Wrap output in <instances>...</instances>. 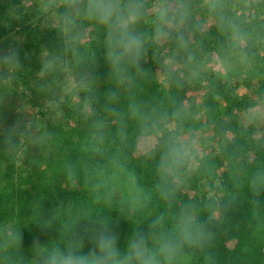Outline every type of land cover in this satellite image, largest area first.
Returning <instances> with one entry per match:
<instances>
[{
    "label": "clouds",
    "instance_id": "obj_1",
    "mask_svg": "<svg viewBox=\"0 0 264 264\" xmlns=\"http://www.w3.org/2000/svg\"><path fill=\"white\" fill-rule=\"evenodd\" d=\"M199 6L206 19L198 20L192 27L189 23L193 16L192 0H39L41 12L58 23L63 43L60 54L46 59L42 73L67 71L70 63L78 67L87 64L88 71L78 79L72 78L74 89L87 93L82 102V112L87 114L94 99L97 58L86 45L102 37L104 64L117 86L105 92V111L116 118L120 125L117 134L125 145L129 122L134 126L135 143L146 163H153L156 182L152 189L145 188L119 151L110 154L106 162H97L91 170L86 169V173L90 171L86 179L97 193L94 202L102 206L95 213L86 211L72 226L66 223L59 242L51 245L34 242L37 251L34 264H191L194 253L211 244L214 238L211 221L224 210L220 199L210 197L212 202L208 204L198 206L188 202L175 207L186 176L202 166L212 171L204 162L200 138L186 127L193 119L190 105L168 94L155 104L132 98L124 111L113 106L119 102L120 88L130 86L137 77L146 74L144 65L150 52L152 59L161 64L163 88L175 85L179 90L185 83H193L200 61L192 33H203L210 26L209 21L225 36L224 56H216L215 70L225 74L233 57L247 62L245 49L251 37L233 14V0H200ZM92 30L97 34L95 37ZM0 64L9 68L19 66L17 50H0ZM184 68L188 69L187 74ZM106 127L102 119L93 121L91 150L97 156L105 152ZM68 178L76 181L74 169L69 170ZM233 187L240 190L244 184L234 182ZM246 187L254 198L264 192V167L248 175ZM153 192L164 209L146 222L137 221L135 217L152 203ZM236 203V193H230L228 205ZM252 203L257 205L259 201L253 199ZM112 211L133 221L130 234L122 237L116 230L119 223H113ZM202 214L207 218L202 219Z\"/></svg>",
    "mask_w": 264,
    "mask_h": 264
},
{
    "label": "trees",
    "instance_id": "obj_2",
    "mask_svg": "<svg viewBox=\"0 0 264 264\" xmlns=\"http://www.w3.org/2000/svg\"><path fill=\"white\" fill-rule=\"evenodd\" d=\"M18 4L19 0H0V19L10 24L11 29H16L24 41L21 47H13L19 53L20 65L14 67L12 81L5 83L6 75L0 78V264H34L37 258L34 242L40 245L59 242L66 223L72 226V222L86 211L95 213L99 210L102 205L94 202L97 193L92 189L91 181L86 179L90 171L86 173L85 170H91L97 162H106L110 154L118 151L122 153L125 162L137 172L145 188L152 189L156 182L153 163H146L135 143L134 126L129 122V139L125 145L117 134L120 125L116 118L105 111V92L117 86L108 76L100 39L87 47L90 54L97 58L94 99L90 111L81 114L75 110L70 114L67 105L62 104L61 110L68 117L72 115L75 130L70 129L64 134L62 142L54 144L56 146L50 151H34L27 155L26 169L23 173L18 171L15 157L20 149L21 135L15 129L29 118L31 106L34 105L30 100L27 101L25 95L26 89L31 88L33 65L38 57L44 54L48 57L58 55L63 48L59 27L33 26L26 22L22 8L16 10L11 19L8 10ZM237 19L249 32L250 24L241 17ZM6 25L0 24V38L8 32ZM190 26L195 27V24ZM192 34L199 48L218 49V53L223 51L225 36L215 25L203 33L194 31ZM0 50L7 51L1 44ZM144 67V76L137 77L130 86L119 89V102L114 107L124 111L132 98L155 104L168 94L184 102V94L188 89L186 83L179 90L175 85L159 90L155 72L161 68V64L152 59L151 52ZM77 68L81 73L88 71L87 64ZM53 73H46L49 81L55 75ZM43 85L41 83L31 88V92L35 95L40 94H37L39 89L43 93L49 92L48 87L41 88ZM80 94L84 100L87 93L80 89ZM213 96H218V100ZM207 97L204 102L205 118L207 125L213 127L215 138L220 144L219 150L204 156V162L212 168L211 172L202 166L190 177L186 176L182 189L177 193L175 207L179 208L181 203L188 202L198 206L208 204L212 202L209 198L213 197V200L220 199L224 210L217 219L211 221L210 230L214 233L211 244L203 251H196L191 264H264V239L261 238V230H264V192L254 198L246 187L248 175L256 168L264 167V142L254 141L236 119H223L226 114L231 116L235 111L242 113L257 104L247 98L240 99L236 88L221 80L212 82ZM101 119L107 123L104 130L105 152L103 156H97L91 150L92 124ZM202 126L200 121L193 120L186 125L192 130ZM227 132L237 138H229ZM71 169L76 171V181L68 178ZM234 182H242L244 187L237 190L233 187ZM230 193H236L237 198V203L231 206L228 205ZM253 199L259 203L254 205ZM163 209V202L153 192L152 203L135 219L146 222ZM110 215L113 223H119L116 230L122 237L130 234L132 220L123 218L115 211ZM201 218L206 219V214H202ZM230 242L236 243L232 249L227 247Z\"/></svg>",
    "mask_w": 264,
    "mask_h": 264
},
{
    "label": "rangeland",
    "instance_id": "obj_3",
    "mask_svg": "<svg viewBox=\"0 0 264 264\" xmlns=\"http://www.w3.org/2000/svg\"><path fill=\"white\" fill-rule=\"evenodd\" d=\"M200 0H192L193 16L190 19V25L197 24L198 20L206 19V14L199 6ZM234 14L241 17L242 20L250 24L251 29L250 40L245 51L248 53L247 62H240L238 57H233L229 60V67L225 74L218 73L215 65V58L217 55L223 57L224 51L218 53L216 50L201 49L198 47L197 57L200 63L196 66L197 75L193 83L188 84V89L184 94V102L190 105L193 119L189 121H200L202 127L194 129L196 136L200 138V143L203 148L204 156L214 154L219 150L220 144L215 138L213 127L207 125L204 112V102L207 100L209 88L212 82L221 80L226 81L236 88L237 96L240 99H250L256 102V106L239 113L233 112L231 116L225 115L224 120H237L243 126L245 132L254 140L264 142V0H248L245 5L244 0L234 1ZM22 8L24 11L26 22L33 26H42L46 28H58L59 25L55 19L49 15L41 12L39 8V0H19V4L8 10V14L13 18L16 10ZM0 24H7L8 32L5 37L0 38V44L5 49L13 48L14 46L21 47L23 45V38L19 36L16 29H11V25L0 19ZM210 26L205 27L208 31L215 24L209 21ZM91 35L95 37L97 34L94 30ZM193 44L198 46L192 34ZM96 40L86 47L92 46ZM102 40V37L100 38ZM169 52L167 55H170ZM183 55V54H181ZM48 55L44 54L38 57L33 65L31 76V88L43 83L41 88L48 87L50 90L47 93L41 92L42 89L37 90L35 95L31 92V88L26 89L25 95L27 101L30 100L34 105L31 106V113L29 118L24 121L17 130L21 135V145L15 157L17 168L19 172L23 173L28 164L27 155L34 151L45 153L50 151L54 144L62 142L64 134L75 130V122L73 117L67 116L65 111H62V104L67 105V110L70 114L77 110L81 114L83 98L80 94V89H74L72 78H79L82 74L77 68V65L70 63L68 70H56L48 80V75L42 73V66L45 63ZM178 59H180L178 57ZM187 74L188 69H182ZM15 68H9L8 65L0 64V78L6 75L4 82H11L13 79ZM161 68L156 70V79L160 85L159 90H165L160 82ZM48 84V85H45ZM20 89V88H19ZM22 89V87H21ZM20 89V91H21ZM24 90V89H23ZM216 97L218 100V96ZM30 105V104H29ZM229 138L236 139L234 134L227 132ZM139 150V145H138ZM140 153V151H139ZM193 174H189L190 177ZM67 188H69L67 186ZM73 188V187H72ZM261 238L264 239V230H261ZM235 242L227 244L229 249L235 246ZM37 257V251L35 252Z\"/></svg>",
    "mask_w": 264,
    "mask_h": 264
}]
</instances>
